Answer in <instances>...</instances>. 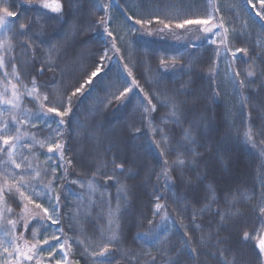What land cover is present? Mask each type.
Returning <instances> with one entry per match:
<instances>
[{
  "label": "trees",
  "instance_id": "trees-1",
  "mask_svg": "<svg viewBox=\"0 0 264 264\" xmlns=\"http://www.w3.org/2000/svg\"><path fill=\"white\" fill-rule=\"evenodd\" d=\"M45 2L52 0H6L16 15L5 63L23 84L35 79L50 98L58 91L65 106L72 97L53 181L58 222H50L67 236L77 182L114 188V179L126 190L121 250L96 264H264L262 0H55L59 12ZM209 16L225 29L228 59L215 35L182 43L144 34ZM2 159L8 166L0 152ZM11 192L1 198L7 219L20 251L31 252L35 223L25 226ZM83 226L90 242L103 241L97 210Z\"/></svg>",
  "mask_w": 264,
  "mask_h": 264
},
{
  "label": "rangeland",
  "instance_id": "rangeland-1",
  "mask_svg": "<svg viewBox=\"0 0 264 264\" xmlns=\"http://www.w3.org/2000/svg\"><path fill=\"white\" fill-rule=\"evenodd\" d=\"M1 3H3V7H7L6 0H0ZM0 15H3L2 11H0ZM7 19L11 26V17ZM212 25L222 24L217 18H214L208 25L193 24L185 25L183 28H158L144 34L149 38L175 40L182 43L198 42L208 36L215 35L219 44L220 56L223 59H228L231 53L226 43L224 27L218 26L213 29L212 33L203 31V28ZM10 37L11 27L10 30H0V60L3 62V67H0V129L7 125L5 132L15 135V130L19 128L20 139L19 141H12L16 144V148L12 157L9 158L8 156V166L4 164L6 162L3 160L4 158L0 160V189H8V191L17 194L21 203L22 219L25 221V226L32 222L35 223L33 232L35 236L31 242L33 250L23 252L22 248L20 251V246L14 239V231L10 221L7 219L5 205L0 198V264H19L22 258L37 264H73L71 262L73 254L79 255L89 264H96L98 260L102 259L97 253L105 246L108 249L105 257L113 249L121 250L118 243V218L126 202L125 187L121 183L115 182L114 179L112 180L114 188L109 187L106 182L99 183L93 179L78 181L76 184L77 191L72 193L69 201L70 232L68 235L63 236L61 229L50 222L48 216L54 217L56 213V193L53 188V181L58 163L62 160L61 150L54 148L52 139L54 138L61 144H63V139L61 132L59 136L56 132L58 127L61 130L62 124L58 126L54 122L60 118L54 117L52 113H47V107H61V103L65 106V100L56 90L53 98L47 95V100L34 99L37 93H33V96L28 95L32 86L23 84L15 72L8 70L5 63V56L10 49ZM14 93L15 95H13ZM39 93L46 94L40 90ZM8 101L11 103H7ZM17 102L19 106L13 107L12 104ZM41 103L44 104L43 108L40 107ZM14 117L17 119L14 120ZM64 118L65 116L63 120ZM33 121H35L34 126ZM45 131L48 133L44 134ZM40 142H43V147H41ZM49 146H53V152L48 151ZM7 147L0 140V148L7 149ZM33 150L35 152H32ZM19 152L24 155H18ZM2 153L7 154L6 151ZM19 157H25V162L23 166L16 168L12 160L18 163ZM16 188H20L26 197H30L32 203L20 197L19 193L15 191ZM37 204L40 205L39 208L36 207ZM44 209L48 210V216L45 215ZM94 210H97L98 214L104 218L103 241L99 245L89 241L83 226L85 220L94 213ZM163 218L162 223L166 225L164 212ZM54 235L59 237V240L53 239ZM45 238L48 240L47 244L44 243ZM261 239H264V235ZM65 241H67L66 244H64ZM59 244H64V248L61 249ZM50 246H53L51 252H49ZM28 256L32 258L27 259Z\"/></svg>",
  "mask_w": 264,
  "mask_h": 264
},
{
  "label": "snow or ice",
  "instance_id": "snow-or-ice-1",
  "mask_svg": "<svg viewBox=\"0 0 264 264\" xmlns=\"http://www.w3.org/2000/svg\"><path fill=\"white\" fill-rule=\"evenodd\" d=\"M43 7L44 8H49L51 9L53 12H59L61 11V8L62 6L58 3V2H55V0H52V2H45L43 4ZM262 7H264V0H262ZM0 11L3 12V15H0V30H3V29H9L10 30V22L9 20L7 19L8 17H14L16 15L15 12H12V11H9V8L8 7H3L2 9H0ZM211 21V16H209L208 19H185L182 23H179L177 24L176 26L178 28H183L185 25H208ZM137 23H140V21H137ZM218 26H222V25H212L211 27H205L203 28V31L205 32H208V33H212L213 32V29L218 27ZM25 26L24 24H20V28L23 29ZM165 27H168V25H165ZM23 34V33H21ZM109 35H111V33H108ZM214 42V41H213ZM240 51H244L243 49H237L236 52H240ZM236 52L233 53V55L235 56L236 55ZM105 55H107L105 53ZM163 63V61H162ZM0 67H3V62L2 60H0ZM101 68L102 66L101 65H98L95 70L92 72L91 74V77H96L100 72H101ZM249 75H251V73H249ZM91 77L89 78V80L86 82V83H91L92 82V79ZM133 83H135V81H133ZM243 83V82H241ZM84 85H81L79 88H77L73 93H72V96H75L77 95V93H80L83 89ZM128 91H131L130 88H126L125 89V92H128ZM33 93H37V95L34 97V99H43V100H47L48 99V96L47 94H40L39 93V90L36 86V81L35 79L32 80V89L28 92V95L29 96H33ZM124 93H121L120 95H123ZM15 95V93L13 94ZM117 99H119V96L117 97ZM71 100H72V97L69 96L67 97V106H64L63 103H61V107H56V106H49L47 107V113H52L54 114V117H59L60 119L59 120H54V122L59 126L61 124L64 123V120H63V117L64 116H67L69 111L71 110ZM7 103H11V101H8ZM13 107H18L19 106V103L17 102L16 104H12ZM40 107L43 108L44 107V104L41 103L40 104ZM153 111L155 110L154 108L152 109ZM145 111H148V109L146 108ZM175 113H173L174 115ZM43 115V114H42ZM14 120H16L17 118H13ZM20 123H23V121H20ZM33 123V126L35 124V121L32 122ZM7 125H5V128L3 129H0V140L3 141V144L8 146L7 149L5 148H0V152H7V155L9 156V158L12 157V154L16 148V144L13 143L12 141H19L20 139V132H19V128H17L15 131H16V134L15 135H12L11 133H6L5 132V129H7ZM56 132H57V135L59 136L60 135V129L59 127L56 129ZM249 138H251L249 136ZM41 143V147L44 146L43 142H40ZM52 143L54 144V148L55 149H59L61 150L60 152V155L61 157L63 156V153H62V144L55 140L54 138L52 139ZM54 148L53 146H49L48 148V151L49 152H53L54 151ZM12 163L15 164V167L16 168H20L21 165L19 163H16L15 160H12ZM180 163H183V161L181 160ZM55 171V170H53ZM75 183V181H73ZM89 187H91V185H89ZM15 191L17 193H19V196L28 200L29 203H32V200L30 197H26L25 196V193L23 191L20 190V188H16ZM13 195V193L11 191H8V190H4V189H0V198H3L4 196H9L11 197ZM56 200H57V203H59V196H56L55 197ZM26 207V206H25ZM37 208L40 207L39 204L36 205ZM159 205H157V209H159ZM9 211H11V209H9ZM261 212H264V208L261 209ZM44 213L46 216H48V210L47 209H44ZM48 219L51 220L52 223H57L58 221L53 217V216H48ZM11 222V221H10ZM15 226V225H13ZM33 236H35V233H33ZM248 238V234L245 233V239ZM53 239L55 240H59V237L57 236H53ZM44 243L47 244L48 243V240L47 238L44 239ZM67 241L64 242V244H66ZM64 244H59V247L61 249L64 248ZM259 248H260V251L262 253H264V239H261L257 245ZM52 247L53 246H50L49 247V252L52 251ZM7 250V249H5ZM108 251L107 249V246H105L100 252L97 253L98 256L104 258L105 257V253ZM27 259H31L32 257L31 256H28L26 257Z\"/></svg>",
  "mask_w": 264,
  "mask_h": 264
}]
</instances>
